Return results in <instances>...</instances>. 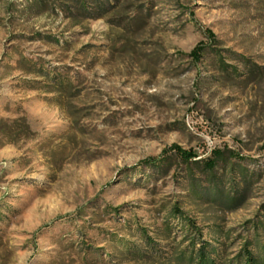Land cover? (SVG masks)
I'll return each instance as SVG.
<instances>
[{
    "label": "rangeland",
    "instance_id": "374dc122",
    "mask_svg": "<svg viewBox=\"0 0 264 264\" xmlns=\"http://www.w3.org/2000/svg\"><path fill=\"white\" fill-rule=\"evenodd\" d=\"M199 236L264 261V0H0V264H187Z\"/></svg>",
    "mask_w": 264,
    "mask_h": 264
},
{
    "label": "trees",
    "instance_id": "16d2710c",
    "mask_svg": "<svg viewBox=\"0 0 264 264\" xmlns=\"http://www.w3.org/2000/svg\"><path fill=\"white\" fill-rule=\"evenodd\" d=\"M202 51H203V48L198 46L190 54L195 59H200V55H201ZM221 158H222V155L219 154V152H216V155L213 158L207 159L204 162V164H203L204 170L210 171V170L214 169L217 160H219ZM184 160H186V159H184ZM232 202H234V200H231V203ZM200 236H199L198 247L196 249L192 248L190 250V252L185 253V254H184V251H182V253H181L182 256H187L189 258V260H187V264H215L216 261L214 259H212L210 257V255H208L206 253V251L210 245L205 243V241ZM242 258L245 260V264H264V261H257L253 255V253L247 248H245L242 251L241 255H239L237 257V259H242Z\"/></svg>",
    "mask_w": 264,
    "mask_h": 264
}]
</instances>
